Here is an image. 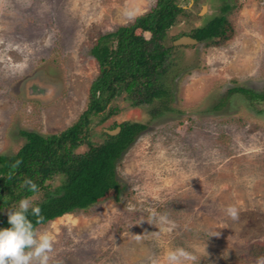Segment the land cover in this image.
Instances as JSON below:
<instances>
[{
	"label": "rangeland",
	"instance_id": "1",
	"mask_svg": "<svg viewBox=\"0 0 264 264\" xmlns=\"http://www.w3.org/2000/svg\"><path fill=\"white\" fill-rule=\"evenodd\" d=\"M227 2L229 41L174 52L170 111L153 117L152 106L132 107L121 94L106 110L113 111L108 119L93 117L95 145L124 122L147 128L117 164L118 200L110 192L85 211L37 228L54 238L51 264H148L154 256L163 264L176 246L192 252L194 264H255L264 256V102L229 93L264 92V0ZM156 4L0 0V156L22 148V131L49 136L71 126L100 73L91 56L98 39ZM222 4L178 0L185 14L167 43L204 26ZM228 205L238 209L237 219L225 214ZM154 214H166L175 226H155Z\"/></svg>",
	"mask_w": 264,
	"mask_h": 264
},
{
	"label": "trees",
	"instance_id": "2",
	"mask_svg": "<svg viewBox=\"0 0 264 264\" xmlns=\"http://www.w3.org/2000/svg\"><path fill=\"white\" fill-rule=\"evenodd\" d=\"M221 1L219 14L189 35L208 47L222 45L234 35L227 16L233 5ZM182 14L178 0H157L156 6L133 24L98 39L91 56L100 73L90 87L86 110L60 133L20 132L25 140L22 148L14 155L0 156V228L9 226L8 210L25 196L40 208V217L29 215L36 229L64 215L85 211L110 192L119 199L122 185L117 164L147 126L124 122L115 127L120 129L118 134H105L99 145L89 141V126L93 117L103 115L100 122L108 119L113 111L106 110L121 94L132 107L152 106L153 117L171 110L172 91L167 80L178 67L173 61L178 47L167 43L168 31ZM229 93L241 94L251 103L264 102V92L233 88ZM83 146L86 150L79 152ZM25 178L37 184L36 193L20 187ZM57 179L60 184L53 186Z\"/></svg>",
	"mask_w": 264,
	"mask_h": 264
},
{
	"label": "clouds",
	"instance_id": "3",
	"mask_svg": "<svg viewBox=\"0 0 264 264\" xmlns=\"http://www.w3.org/2000/svg\"><path fill=\"white\" fill-rule=\"evenodd\" d=\"M20 187L28 192L36 193L37 184L30 178L21 181ZM225 214L235 220L238 218V209L228 205ZM29 215L40 217L39 206L25 196L20 198L14 208L8 210V227L0 228V264H51L54 238L47 232H38ZM155 226L166 230L173 228L174 222L166 214L153 215ZM197 260L185 247H170L163 256V264H194ZM148 264H161L159 257H150ZM255 264H264V256H258Z\"/></svg>",
	"mask_w": 264,
	"mask_h": 264
},
{
	"label": "water",
	"instance_id": "4",
	"mask_svg": "<svg viewBox=\"0 0 264 264\" xmlns=\"http://www.w3.org/2000/svg\"><path fill=\"white\" fill-rule=\"evenodd\" d=\"M198 43L199 42L196 39H194L190 36H182L173 43V46L174 47L195 46ZM119 131H120V129L116 128L114 131L108 132V134L114 136V135L118 134Z\"/></svg>",
	"mask_w": 264,
	"mask_h": 264
}]
</instances>
